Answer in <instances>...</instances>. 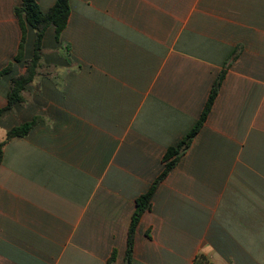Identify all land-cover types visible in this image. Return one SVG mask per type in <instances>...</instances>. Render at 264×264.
Here are the masks:
<instances>
[{"label":"crops","instance_id":"0c3cea01","mask_svg":"<svg viewBox=\"0 0 264 264\" xmlns=\"http://www.w3.org/2000/svg\"><path fill=\"white\" fill-rule=\"evenodd\" d=\"M48 11L56 0H35ZM0 0V110L23 56ZM207 119L159 183L167 150ZM0 264H264V0H70L23 102L0 113Z\"/></svg>","mask_w":264,"mask_h":264},{"label":"trees","instance_id":"16d2710c","mask_svg":"<svg viewBox=\"0 0 264 264\" xmlns=\"http://www.w3.org/2000/svg\"><path fill=\"white\" fill-rule=\"evenodd\" d=\"M22 5L15 8V15L19 21V25L22 32V38L19 45L17 56L15 57L16 61H19L24 52V42L26 38L27 26H31L36 30V39L34 43V54L31 62L25 69V71L14 77L11 80V88L8 93V103L4 109L0 110V113H3L6 110H9L16 103L23 102V91L25 90L26 85H28L37 74V66L39 59L41 57V48L42 41L45 35L46 30L53 26L55 28L56 38L58 39L61 32L67 26V22L70 15V0H56L54 5L46 12L40 10L37 2L35 0H21ZM10 69V66L3 69L0 72V77L7 73ZM225 68L222 73L219 75L215 81L209 98L206 102V105L201 113L200 118L196 122L192 130L179 142L176 147H171L167 150L164 161L166 163L165 169L159 178L153 183L149 190L139 196L136 200V209L133 214L131 224L128 232V246H127V262L131 261L132 251H133V236L136 230V227L141 219L142 214L150 208L151 199L156 191L159 183L166 177V175L172 170V168L177 163L178 158L189 148L194 136L200 131L203 127L207 116L211 110V107L214 103V100L218 94V90L221 86V83L225 77L226 70ZM36 124V120L25 123L21 126L15 127L7 132L6 139L0 143V163L2 161V153L4 145L10 141L12 138L21 137L26 135ZM206 258L204 256H197L193 264H205Z\"/></svg>","mask_w":264,"mask_h":264}]
</instances>
